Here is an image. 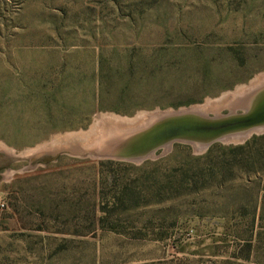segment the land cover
<instances>
[{
    "label": "rangeland",
    "instance_id": "rangeland-1",
    "mask_svg": "<svg viewBox=\"0 0 264 264\" xmlns=\"http://www.w3.org/2000/svg\"><path fill=\"white\" fill-rule=\"evenodd\" d=\"M101 66L128 114L92 113ZM263 77L264 0H0V264H264V131L101 153L106 116L240 114Z\"/></svg>",
    "mask_w": 264,
    "mask_h": 264
},
{
    "label": "water",
    "instance_id": "water-1",
    "mask_svg": "<svg viewBox=\"0 0 264 264\" xmlns=\"http://www.w3.org/2000/svg\"><path fill=\"white\" fill-rule=\"evenodd\" d=\"M252 105L244 113L208 116L192 110L151 112L146 118L123 130L122 137L107 139L102 155L118 161L141 162L159 149L174 143H189L209 148L231 135L264 127V86L253 92ZM129 128V129H128Z\"/></svg>",
    "mask_w": 264,
    "mask_h": 264
},
{
    "label": "trees",
    "instance_id": "trees-1",
    "mask_svg": "<svg viewBox=\"0 0 264 264\" xmlns=\"http://www.w3.org/2000/svg\"><path fill=\"white\" fill-rule=\"evenodd\" d=\"M136 64H130L123 72H121V78L126 79L127 84H129L130 80H132V78L137 75V72L135 71L136 69ZM128 77V78H126ZM113 78L109 75V73H105V71H103V67H100V73H99V78H98V92H97V96L95 98V106L92 112L93 114L98 113V112H102V111H106V112H114V113H122V114H128L129 113V109L128 108H123L120 107V105H117L116 103H114L112 101V97L110 96V87H112L114 85V82L112 80ZM116 80V79H115ZM90 122H87L86 124H89ZM84 127V126H83ZM262 138V139H260ZM264 137H256L253 139V142H258L260 140H263ZM249 146V144H248ZM247 145L245 146H240V147H236V148H231L229 149L231 152H233L231 155V158L234 160L233 162L237 165H241L243 163V156L245 155L243 152L245 151ZM215 149H217V147H212L208 154L206 155V158H209L210 156L213 155ZM234 153H239V154H234ZM257 155L259 157H261V154L259 153V151L257 152ZM233 165V163H231ZM100 222L105 223V218L101 219ZM82 244H80V247L82 248V250H84V244H86L83 241H80ZM88 244V243H87ZM251 245V244H250ZM70 251V250H69ZM96 257H95V261H96ZM95 264H107L104 262H98L96 261Z\"/></svg>",
    "mask_w": 264,
    "mask_h": 264
},
{
    "label": "bare ground",
    "instance_id": "bare-ground-1",
    "mask_svg": "<svg viewBox=\"0 0 264 264\" xmlns=\"http://www.w3.org/2000/svg\"><path fill=\"white\" fill-rule=\"evenodd\" d=\"M258 82L261 83V84H259ZM263 85H264V77L262 79H260V80H257V82L255 84H253L252 88L248 91L249 93L245 94V95H248V98L246 100H247V103H248L249 107L252 105L254 99L256 98L255 95L252 96L253 92L255 93V91L259 90L261 87H263ZM239 94H240V97H242L244 95V93H242V91ZM211 110H213V108H211V106L210 107H202L201 108V111H203L205 113L209 112ZM106 117H105L104 121H107L108 123H110V125H113V127L117 128L118 131H121V133H122L121 137L126 134L123 130H126L125 129L126 127L134 124V123H131V121H129V119H120V118H117V117H107L106 118ZM143 119H145V118H143ZM262 131H264V127H260V128L254 129L252 131L240 134L238 136L231 137L229 140L233 141V142H241V141H244L247 138H249L253 133H258V132H262ZM203 148H205V147H203Z\"/></svg>",
    "mask_w": 264,
    "mask_h": 264
},
{
    "label": "flooded vegetation",
    "instance_id": "flooded-vegetation-1",
    "mask_svg": "<svg viewBox=\"0 0 264 264\" xmlns=\"http://www.w3.org/2000/svg\"><path fill=\"white\" fill-rule=\"evenodd\" d=\"M239 111H240L241 113H244V110H241V109H240Z\"/></svg>",
    "mask_w": 264,
    "mask_h": 264
}]
</instances>
